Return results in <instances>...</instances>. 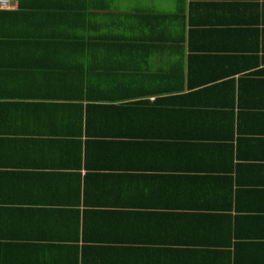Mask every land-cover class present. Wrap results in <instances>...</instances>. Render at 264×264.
<instances>
[{
    "label": "crops",
    "instance_id": "crops-1",
    "mask_svg": "<svg viewBox=\"0 0 264 264\" xmlns=\"http://www.w3.org/2000/svg\"><path fill=\"white\" fill-rule=\"evenodd\" d=\"M0 9V264H264V0Z\"/></svg>",
    "mask_w": 264,
    "mask_h": 264
},
{
    "label": "built area",
    "instance_id": "built-area-1",
    "mask_svg": "<svg viewBox=\"0 0 264 264\" xmlns=\"http://www.w3.org/2000/svg\"><path fill=\"white\" fill-rule=\"evenodd\" d=\"M16 0H0V9H10L12 8L16 3Z\"/></svg>",
    "mask_w": 264,
    "mask_h": 264
}]
</instances>
